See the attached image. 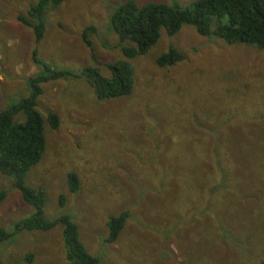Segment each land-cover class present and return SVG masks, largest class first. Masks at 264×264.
Instances as JSON below:
<instances>
[{
	"label": "rangeland",
	"instance_id": "374dc122",
	"mask_svg": "<svg viewBox=\"0 0 264 264\" xmlns=\"http://www.w3.org/2000/svg\"><path fill=\"white\" fill-rule=\"evenodd\" d=\"M35 1L0 0V110L28 95L29 78L46 77L36 99L46 145L24 176L44 192L43 217L66 214L98 264H262L264 51L182 24L129 60V94L98 98L83 71L108 76L122 58L108 22L110 4L122 0L47 7L38 41L18 19ZM87 25L93 31L82 39ZM168 45L182 60L157 66ZM33 49L46 70L31 61ZM47 112L57 115L54 129ZM68 172L77 177L74 192ZM0 189V227L12 231L32 209L10 177L0 174ZM122 211L123 225L107 242L106 221ZM61 229L57 222L1 241L0 264H68Z\"/></svg>",
	"mask_w": 264,
	"mask_h": 264
},
{
	"label": "trees",
	"instance_id": "16d2710c",
	"mask_svg": "<svg viewBox=\"0 0 264 264\" xmlns=\"http://www.w3.org/2000/svg\"><path fill=\"white\" fill-rule=\"evenodd\" d=\"M61 1L36 0L26 11L27 18L18 17L30 27L35 41L42 36V16L46 8L55 7ZM110 6L108 22L116 36V45L122 58L108 65V76L96 75L95 69L83 71L91 78V81H87L98 98L129 94L132 89V66L129 60L147 54L161 33L172 35L182 24L190 25L199 36L205 38L216 37L226 43L253 45L264 51V0H193L191 5L156 1L138 4L135 0H122ZM88 31H93L92 25L83 28L82 39ZM181 60L182 54L168 45L154 61L157 66H165ZM31 61L39 63L46 70V65L35 57L34 49L31 51ZM62 73L52 71L49 77ZM41 79L46 77L29 78L28 95L0 110V174L11 178L23 202L32 209L29 216L15 222L12 231L0 227V242L21 230H48L58 222L62 226V243L68 264H98V258L90 254L80 242L77 227L69 217L62 214L54 220L45 219V195L42 188L24 182V176L38 162L46 145L43 118L36 109V99L40 93L38 83ZM19 112L23 119L14 121V116ZM45 120L51 129L57 127L58 118L55 113L47 112ZM66 182L69 192L77 189L74 172L67 173ZM4 197L5 192L0 189V202ZM125 218L124 211L108 217L107 242L116 239Z\"/></svg>",
	"mask_w": 264,
	"mask_h": 264
}]
</instances>
